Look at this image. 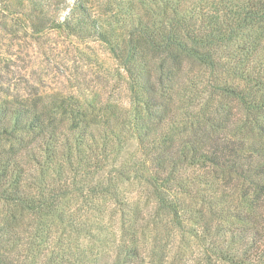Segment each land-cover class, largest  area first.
I'll return each instance as SVG.
<instances>
[{"label":"trees","instance_id":"1","mask_svg":"<svg viewBox=\"0 0 264 264\" xmlns=\"http://www.w3.org/2000/svg\"><path fill=\"white\" fill-rule=\"evenodd\" d=\"M133 8L120 40L83 6L64 20L110 48L128 76V109L102 113L70 98L0 103V249L28 233L30 253L56 219L59 250H48L56 259L24 260L96 264L62 248L79 224L55 208L64 189L81 186L79 175L86 185L102 172L87 192L119 206V179L142 182L148 225L168 223L181 247L193 239L205 264H264V0H134ZM129 140L137 156L126 153ZM124 218L115 259L103 264H161Z\"/></svg>","mask_w":264,"mask_h":264},{"label":"rangeland","instance_id":"2","mask_svg":"<svg viewBox=\"0 0 264 264\" xmlns=\"http://www.w3.org/2000/svg\"><path fill=\"white\" fill-rule=\"evenodd\" d=\"M133 5L134 0H0V103L50 106L70 98L84 106L92 104L102 113L105 108L115 114L128 109V76L110 48L92 36L90 27L91 35L73 33L64 20L73 8L83 6L101 21L111 24L113 34L120 40L127 36ZM129 142L126 153L137 156L136 142ZM103 175L102 172L94 175L90 182L87 178L86 185L79 175L77 183L81 186L63 190L56 214H62L63 221H75L79 225L77 231L70 232L68 240L62 241V248L68 244L72 251L78 252V257L96 261V264L113 261L122 236L123 213L125 226L135 225L127 233L135 234L147 258L153 251L157 256L162 255L161 264H205L201 257L202 247L193 239H189L188 247H181L177 229L173 230L168 223L166 227L148 225L153 206L150 199L141 197L142 182L119 179L118 198L122 203L119 206L108 198L87 192L98 179H103ZM124 202L129 207H122ZM54 222L55 228L53 225L50 234L42 235L46 240L44 245L37 247L35 243L40 242L35 241L28 253L24 243L29 234L23 233L18 240L22 246L0 249V264H32L30 257L27 260L23 257L30 254L55 260L57 254L52 258L48 250L50 246L59 250L54 236L57 231L60 235L61 228L56 219ZM194 222L186 221L185 225L197 229ZM155 234L160 245L153 249Z\"/></svg>","mask_w":264,"mask_h":264}]
</instances>
